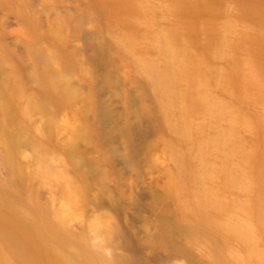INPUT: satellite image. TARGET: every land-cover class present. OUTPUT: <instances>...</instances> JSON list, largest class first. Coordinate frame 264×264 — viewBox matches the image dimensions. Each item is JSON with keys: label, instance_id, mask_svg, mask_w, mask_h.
Listing matches in <instances>:
<instances>
[{"label": "rangeland", "instance_id": "374dc122", "mask_svg": "<svg viewBox=\"0 0 264 264\" xmlns=\"http://www.w3.org/2000/svg\"><path fill=\"white\" fill-rule=\"evenodd\" d=\"M0 264H264V0H0Z\"/></svg>", "mask_w": 264, "mask_h": 264}]
</instances>
